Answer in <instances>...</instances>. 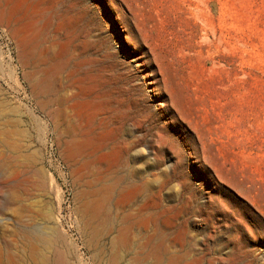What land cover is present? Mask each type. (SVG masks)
Segmentation results:
<instances>
[{
    "label": "rangeland",
    "instance_id": "1",
    "mask_svg": "<svg viewBox=\"0 0 264 264\" xmlns=\"http://www.w3.org/2000/svg\"><path fill=\"white\" fill-rule=\"evenodd\" d=\"M0 251L264 264V0H0Z\"/></svg>",
    "mask_w": 264,
    "mask_h": 264
},
{
    "label": "clouds",
    "instance_id": "2",
    "mask_svg": "<svg viewBox=\"0 0 264 264\" xmlns=\"http://www.w3.org/2000/svg\"><path fill=\"white\" fill-rule=\"evenodd\" d=\"M173 188L175 189V191L179 192L180 191V185L177 183L175 185H173Z\"/></svg>",
    "mask_w": 264,
    "mask_h": 264
},
{
    "label": "bare ground",
    "instance_id": "3",
    "mask_svg": "<svg viewBox=\"0 0 264 264\" xmlns=\"http://www.w3.org/2000/svg\"><path fill=\"white\" fill-rule=\"evenodd\" d=\"M2 126V125H1ZM121 231V230H120ZM129 233V232H128ZM37 234V233H36ZM118 246V245H117ZM145 248V247H144ZM140 250V249H139ZM7 253V252H6ZM36 260V259H34ZM0 264H2V252L0 251Z\"/></svg>",
    "mask_w": 264,
    "mask_h": 264
}]
</instances>
